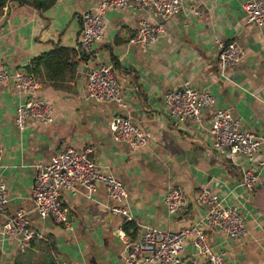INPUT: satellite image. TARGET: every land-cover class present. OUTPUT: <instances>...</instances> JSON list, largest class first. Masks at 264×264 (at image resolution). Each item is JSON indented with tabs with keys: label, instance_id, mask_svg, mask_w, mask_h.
Listing matches in <instances>:
<instances>
[{
	"label": "crops",
	"instance_id": "1",
	"mask_svg": "<svg viewBox=\"0 0 264 264\" xmlns=\"http://www.w3.org/2000/svg\"><path fill=\"white\" fill-rule=\"evenodd\" d=\"M181 1V13L169 20L144 7L106 11L102 42L81 55L76 45L82 14L96 13L101 0H0V63L35 79L39 89L30 98L49 105L52 118L46 125L29 120L19 131L15 114L25 97L12 81L0 85V182L7 190L8 212L25 214L38 234L24 247L16 238L2 240L0 216V264H124L129 243L143 227L178 232L200 223L206 206L196 197L205 188L221 206L237 210L247 227L245 236L232 240L201 224L211 252L223 253V264H264V172L252 190L240 184L242 171L254 170L264 151L253 162L241 155H217L209 133L214 113L224 109L240 120V131L264 136V25L246 22V0ZM141 20L161 24L163 34L150 46L128 45ZM216 42L238 44L239 64L220 70ZM59 47L76 52L75 67L45 64L42 59ZM101 65L114 68L123 107L87 99L88 73ZM185 82L215 99L214 107L201 111L198 124L171 119L162 101ZM116 116L129 118L147 135V145L135 151L116 142L109 132ZM69 147L78 153L90 150L97 172L111 175L127 190L123 204L110 200L102 186L92 195L80 188L76 195L61 191L70 230L41 219L31 199L36 167ZM170 188L185 195L174 215L164 204ZM117 207L127 210L129 219L112 215L110 209ZM127 223L135 226L134 237L125 233ZM182 257L210 264L191 239Z\"/></svg>",
	"mask_w": 264,
	"mask_h": 264
},
{
	"label": "built area",
	"instance_id": "2",
	"mask_svg": "<svg viewBox=\"0 0 264 264\" xmlns=\"http://www.w3.org/2000/svg\"><path fill=\"white\" fill-rule=\"evenodd\" d=\"M133 6L150 8L162 20H169L181 13V0H101L96 13L86 11L82 14L83 28L77 41L78 54L84 55L103 40L105 26L103 15L108 10H126ZM242 9L246 22L255 26L264 25V0H246ZM161 24L141 20L138 28L128 41V45L150 46L163 34ZM217 66L220 70L234 67L242 59L241 47L236 43L215 44ZM12 81L15 90L25 99L18 105L15 114V126L24 131L29 120L40 124L52 123L51 108L44 102L31 99L39 89L35 79L20 71H10L0 63V85ZM87 99L96 103H113L123 107L121 86L112 66H97L90 69L86 83ZM163 104L168 116L184 123L189 120L200 123L201 111L215 105L213 96L206 92L195 90L188 82L163 96ZM109 132L116 142L128 145L132 150H140L147 145L148 137L133 126L127 117L116 116L109 123ZM213 138L212 151L217 155L228 154L244 156L253 162L258 151H264V136L240 131V120L231 116L229 111L217 110L212 119L209 131ZM3 147L0 145V164L3 157ZM78 153L72 148L60 152L51 163L37 166L31 190V199L36 213L41 219H51L58 225L71 229L67 210L59 202V193L68 191L76 195L79 189L92 195L98 186H102L106 196L123 204L127 200V190L114 177L97 172L96 166L88 154ZM264 172V158L254 170L242 171L241 186L252 190L260 181ZM197 201L206 206L202 221L178 232L163 231L143 227L139 238L129 243L122 257L124 264H192L182 257L184 243L191 239L200 256H204L210 264H223V253L213 254L209 249L206 236L201 230V224L223 233L232 240L245 236L247 227L243 216L235 209L224 208L210 189H202L196 197ZM185 203L184 193L176 188L167 190L164 204L169 215H174ZM8 196L4 184L0 182V216L3 218L1 230L2 240L16 238L21 247L26 246L38 236L25 214L20 211L9 213L7 209ZM115 216L129 219L128 212L122 207L111 208ZM123 239L124 235L118 233Z\"/></svg>",
	"mask_w": 264,
	"mask_h": 264
},
{
	"label": "trees",
	"instance_id": "3",
	"mask_svg": "<svg viewBox=\"0 0 264 264\" xmlns=\"http://www.w3.org/2000/svg\"><path fill=\"white\" fill-rule=\"evenodd\" d=\"M20 3H27L26 0H17ZM76 55L75 51H69L67 49L64 48H57L55 49L52 53H50L49 55L45 56L42 60L45 61V64L47 66H50L52 64H56L57 66L60 67H75L76 64L72 63V57ZM82 62H85V58H81ZM124 231L125 233L130 236V237H134L135 233H136V228L133 224L131 223H127L124 226ZM132 231V232H130Z\"/></svg>",
	"mask_w": 264,
	"mask_h": 264
}]
</instances>
